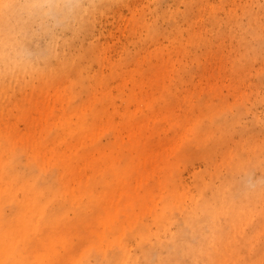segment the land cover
I'll return each instance as SVG.
<instances>
[{"label":"rangeland","instance_id":"obj_1","mask_svg":"<svg viewBox=\"0 0 264 264\" xmlns=\"http://www.w3.org/2000/svg\"><path fill=\"white\" fill-rule=\"evenodd\" d=\"M3 1L0 264H264V0Z\"/></svg>","mask_w":264,"mask_h":264},{"label":"bare ground","instance_id":"obj_2","mask_svg":"<svg viewBox=\"0 0 264 264\" xmlns=\"http://www.w3.org/2000/svg\"><path fill=\"white\" fill-rule=\"evenodd\" d=\"M60 3H65V0H59ZM9 1L8 0H4L3 1V7H6L8 5ZM44 3H47L50 7H52L55 3V0H26L25 4L23 5L22 9L26 10L28 12H30L31 14H37V15H41L44 13ZM10 44H12L13 46L20 45L21 49L23 50L24 46L22 44V41L20 42H11Z\"/></svg>","mask_w":264,"mask_h":264}]
</instances>
